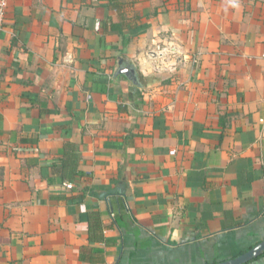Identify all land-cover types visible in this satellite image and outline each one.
Wrapping results in <instances>:
<instances>
[{
	"label": "crops",
	"instance_id": "0c3cea01",
	"mask_svg": "<svg viewBox=\"0 0 264 264\" xmlns=\"http://www.w3.org/2000/svg\"><path fill=\"white\" fill-rule=\"evenodd\" d=\"M262 239L264 0H7L0 264H210Z\"/></svg>",
	"mask_w": 264,
	"mask_h": 264
},
{
	"label": "water",
	"instance_id": "95a60500",
	"mask_svg": "<svg viewBox=\"0 0 264 264\" xmlns=\"http://www.w3.org/2000/svg\"><path fill=\"white\" fill-rule=\"evenodd\" d=\"M119 72L124 73L128 78L135 79L134 77V71L132 68L129 67H123L119 69ZM264 253V239L250 247L248 250L244 251L243 253H240L239 255L230 258L225 259L222 261H217L210 264H245L248 261L262 255Z\"/></svg>",
	"mask_w": 264,
	"mask_h": 264
},
{
	"label": "built area",
	"instance_id": "2783aa9c",
	"mask_svg": "<svg viewBox=\"0 0 264 264\" xmlns=\"http://www.w3.org/2000/svg\"><path fill=\"white\" fill-rule=\"evenodd\" d=\"M6 2L7 0H0V28L2 27V24H3V19L5 15V10H6ZM171 153H173V151H171ZM63 186H65L66 188H71L73 184L70 182H64Z\"/></svg>",
	"mask_w": 264,
	"mask_h": 264
}]
</instances>
